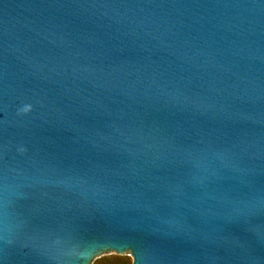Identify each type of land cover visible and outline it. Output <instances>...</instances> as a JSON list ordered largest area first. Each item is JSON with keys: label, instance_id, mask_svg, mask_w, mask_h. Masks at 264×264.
Instances as JSON below:
<instances>
[{"label": "water", "instance_id": "95a60500", "mask_svg": "<svg viewBox=\"0 0 264 264\" xmlns=\"http://www.w3.org/2000/svg\"><path fill=\"white\" fill-rule=\"evenodd\" d=\"M264 264V0H0V264Z\"/></svg>", "mask_w": 264, "mask_h": 264}, {"label": "rangeland", "instance_id": "374dc122", "mask_svg": "<svg viewBox=\"0 0 264 264\" xmlns=\"http://www.w3.org/2000/svg\"><path fill=\"white\" fill-rule=\"evenodd\" d=\"M96 264H133L125 257H102Z\"/></svg>", "mask_w": 264, "mask_h": 264}]
</instances>
